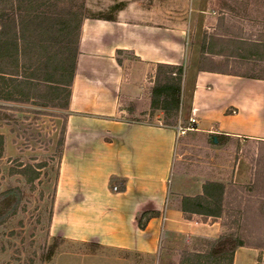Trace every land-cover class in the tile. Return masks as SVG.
Wrapping results in <instances>:
<instances>
[{
	"label": "crops",
	"instance_id": "0c3cea01",
	"mask_svg": "<svg viewBox=\"0 0 264 264\" xmlns=\"http://www.w3.org/2000/svg\"><path fill=\"white\" fill-rule=\"evenodd\" d=\"M228 1L112 0L113 20L84 19L51 236L153 257L166 234L217 239L225 232L224 216L185 213L181 207L184 197L203 195L206 183L224 182L206 180L195 195L179 197L175 187L171 192L178 126L122 115L134 113L125 103L139 108L148 92L150 107L158 64L182 66L180 125L187 122L188 131L214 135L222 145L236 140L264 149V71L248 77L255 61L242 56L255 39L242 35L248 25L235 22V0ZM255 168L249 156H241L232 186L253 183ZM143 213L149 215L141 229ZM262 256L259 249L240 247L233 264H258Z\"/></svg>",
	"mask_w": 264,
	"mask_h": 264
},
{
	"label": "rangeland",
	"instance_id": "374dc122",
	"mask_svg": "<svg viewBox=\"0 0 264 264\" xmlns=\"http://www.w3.org/2000/svg\"><path fill=\"white\" fill-rule=\"evenodd\" d=\"M86 2L95 11L93 14L109 15L116 9L112 0ZM109 5L113 8H109ZM235 22L248 25L243 29L246 30L242 33L244 37L264 39V0H235ZM42 94L43 97L35 103L0 100V135L5 141L0 157V264H184L185 252H206L209 249L208 242L213 239L178 233L166 234L159 252L153 257L68 242L62 237L51 236L61 161L59 139L67 118L66 110L51 105L64 106L66 98L62 94L54 101L53 93ZM148 94L146 103L139 108L125 103L123 106L129 110L133 108L134 113L122 117L132 121L163 123L165 114L150 109ZM249 115L246 112L244 118L248 119ZM261 115H264V110ZM178 124L179 117L176 126ZM254 124L256 127L260 125L256 121ZM182 126H187V122H183ZM213 136L191 131L180 135L170 189L172 192L175 187V195L179 197L195 195L199 193L202 182L220 180L225 183L228 192L232 191L231 201H234L235 208L238 207L235 202L238 192L231 188L234 167L236 169L241 156H249L250 165L257 169L255 180L261 173L264 174V158H260L264 149L236 140L235 143L222 145ZM35 174L36 178L31 181ZM260 184L251 195L246 190L239 192L244 196L243 202L248 204V211L244 220L245 229L235 232L244 236L250 233L257 243L264 244V214L258 212V207L264 202L261 199L264 189ZM180 200L177 199V204ZM224 217V225L235 218ZM261 252L264 254V250ZM258 264H264L263 256Z\"/></svg>",
	"mask_w": 264,
	"mask_h": 264
},
{
	"label": "trees",
	"instance_id": "16d2710c",
	"mask_svg": "<svg viewBox=\"0 0 264 264\" xmlns=\"http://www.w3.org/2000/svg\"><path fill=\"white\" fill-rule=\"evenodd\" d=\"M85 18L113 20L115 17L93 14L87 8L86 0H0V100L35 103L43 97L42 93H53L54 101L65 94L64 106L53 104L51 107L67 110ZM252 43L253 49L242 59L255 61L254 73L248 74V77L258 78L259 73L264 71V39L259 38ZM183 78L182 66L158 64L156 67L150 107L165 114L163 124L169 127L178 123ZM65 133L66 124L59 139L61 155ZM4 143V137L0 135V157ZM36 176L30 180L33 181ZM259 182L264 189V174L247 186H231L238 192L235 197L238 207L235 208L234 201H231L232 191L228 192L226 185L219 182L206 183L203 195L182 199L181 207L185 213L235 217L225 224L227 230L223 234L208 242L206 252L187 251L182 263L233 264L235 252L240 247L264 250L263 242L257 243L250 233L247 236L238 233L245 229L244 220L248 211V204L243 202L244 196L239 192L246 190L251 195ZM261 199L264 200V195ZM258 212L264 214V202H261ZM148 215L143 213L138 219L141 229L145 228Z\"/></svg>",
	"mask_w": 264,
	"mask_h": 264
},
{
	"label": "built area",
	"instance_id": "2783aa9c",
	"mask_svg": "<svg viewBox=\"0 0 264 264\" xmlns=\"http://www.w3.org/2000/svg\"><path fill=\"white\" fill-rule=\"evenodd\" d=\"M190 123L194 124L196 123V119L194 117L190 118ZM190 130L189 128H184L182 125H178V134L179 135H183L186 133V131ZM114 190L117 191L118 190V187H114Z\"/></svg>",
	"mask_w": 264,
	"mask_h": 264
}]
</instances>
